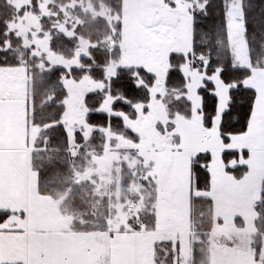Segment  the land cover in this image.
<instances>
[{
	"label": "snow or ice",
	"instance_id": "snow-or-ice-1",
	"mask_svg": "<svg viewBox=\"0 0 264 264\" xmlns=\"http://www.w3.org/2000/svg\"><path fill=\"white\" fill-rule=\"evenodd\" d=\"M0 264H264V0H0Z\"/></svg>",
	"mask_w": 264,
	"mask_h": 264
},
{
	"label": "trees",
	"instance_id": "trees-1",
	"mask_svg": "<svg viewBox=\"0 0 264 264\" xmlns=\"http://www.w3.org/2000/svg\"><path fill=\"white\" fill-rule=\"evenodd\" d=\"M217 2H218V0H217ZM173 79L175 80L176 78L174 77Z\"/></svg>",
	"mask_w": 264,
	"mask_h": 264
}]
</instances>
